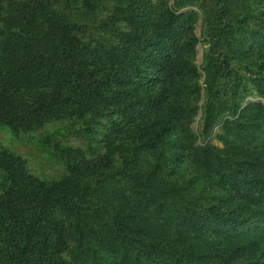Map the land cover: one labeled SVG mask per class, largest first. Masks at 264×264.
Segmentation results:
<instances>
[{"label":"trees","instance_id":"16d2710c","mask_svg":"<svg viewBox=\"0 0 264 264\" xmlns=\"http://www.w3.org/2000/svg\"><path fill=\"white\" fill-rule=\"evenodd\" d=\"M249 1L0 0V130L59 124L87 144H57L52 183L0 146V264H264V104L245 102L241 72L257 70L264 99V29ZM216 129L223 147L198 143Z\"/></svg>","mask_w":264,"mask_h":264},{"label":"rangeland","instance_id":"374dc122","mask_svg":"<svg viewBox=\"0 0 264 264\" xmlns=\"http://www.w3.org/2000/svg\"><path fill=\"white\" fill-rule=\"evenodd\" d=\"M249 5L251 6L250 11L252 14L249 26L257 30L264 29V0H250ZM205 7L208 9L209 13H214L215 10L211 2L207 1ZM186 10L195 11L200 16V19L194 26V31L200 41L196 49L197 64L201 65L203 61V53L207 47L204 40L208 25L207 23L205 24V22L204 24L202 23V12L197 6L184 9V11ZM210 20L214 21V18L210 17ZM236 64H239V62H236ZM259 71H261V75L264 77V69ZM241 72L246 77L243 83L248 91L245 102H261L264 104V99L262 97L255 96V86L249 81V77L251 75H256L257 73L254 72H257V70L254 69L253 72H250V70L246 71L243 69L242 65ZM199 119L200 114L196 116L195 122L192 125V128L197 134H200L197 131L200 127ZM59 128V124H49L42 130L23 135L20 138L13 137L7 130H0V146L7 148L23 158L29 172L33 176L39 180L52 183L66 174L64 162L53 152V149L57 147V144L72 146L81 150H86L87 148L86 141L83 138L77 136H67L64 138L61 134H66V131L65 129H62V133L59 135V133H57ZM46 133H56L54 137H51L52 143L50 144V147H47L46 144L41 141L43 135ZM221 133V129H216L208 136H201L198 143H205V141H208L213 146L223 147L222 142L218 139Z\"/></svg>","mask_w":264,"mask_h":264}]
</instances>
